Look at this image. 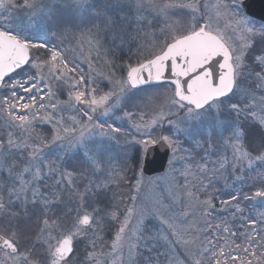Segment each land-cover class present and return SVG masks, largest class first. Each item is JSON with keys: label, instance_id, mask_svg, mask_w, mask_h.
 <instances>
[{"label": "snow or ice", "instance_id": "snow-or-ice-1", "mask_svg": "<svg viewBox=\"0 0 264 264\" xmlns=\"http://www.w3.org/2000/svg\"><path fill=\"white\" fill-rule=\"evenodd\" d=\"M249 8L0 0V264H264Z\"/></svg>", "mask_w": 264, "mask_h": 264}, {"label": "water", "instance_id": "water-1", "mask_svg": "<svg viewBox=\"0 0 264 264\" xmlns=\"http://www.w3.org/2000/svg\"><path fill=\"white\" fill-rule=\"evenodd\" d=\"M249 11L252 14L260 16L262 13H264V0H250Z\"/></svg>", "mask_w": 264, "mask_h": 264}]
</instances>
